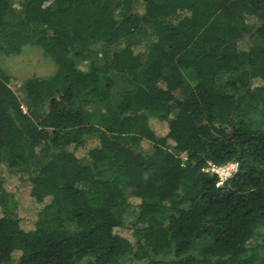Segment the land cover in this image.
Masks as SVG:
<instances>
[{"label":"trees","instance_id":"16d2710c","mask_svg":"<svg viewBox=\"0 0 264 264\" xmlns=\"http://www.w3.org/2000/svg\"><path fill=\"white\" fill-rule=\"evenodd\" d=\"M27 46L57 71L0 75V264H264V0H0V57Z\"/></svg>","mask_w":264,"mask_h":264},{"label":"rangeland","instance_id":"374dc122","mask_svg":"<svg viewBox=\"0 0 264 264\" xmlns=\"http://www.w3.org/2000/svg\"><path fill=\"white\" fill-rule=\"evenodd\" d=\"M24 0H14V7L20 9ZM57 71L55 63L44 54V52L37 47L27 46L22 49L18 54L11 56L0 57V75L5 74L12 78V88L22 98V86L23 84L33 77L47 78L53 75ZM126 87L122 81L116 82V88L113 94L116 98L117 90ZM173 118V117H172ZM150 126L158 136L166 135L168 131L167 122H159L151 120ZM94 144H89L85 147V150L93 147ZM144 148L148 149L149 145L144 144ZM80 158L85 156V151L78 153ZM2 174L5 178V191L7 193V201L9 208L17 213L19 216L26 219L27 222L32 223L34 221L35 212L37 211V205L30 197V187L23 180L21 174L8 170L6 165H3ZM130 206L124 211V218L127 225H131L137 212L138 204L137 200L133 198L129 199ZM3 206H0V216L3 213ZM28 224V223H27ZM130 235V233H128ZM261 241L264 244V231L261 236ZM11 264H16L13 262Z\"/></svg>","mask_w":264,"mask_h":264},{"label":"built area","instance_id":"2783aa9c","mask_svg":"<svg viewBox=\"0 0 264 264\" xmlns=\"http://www.w3.org/2000/svg\"><path fill=\"white\" fill-rule=\"evenodd\" d=\"M237 169L238 164L236 162L228 163L223 166L209 164L203 169V172L210 175H216L219 179L218 186H222L233 177V175L237 172Z\"/></svg>","mask_w":264,"mask_h":264}]
</instances>
